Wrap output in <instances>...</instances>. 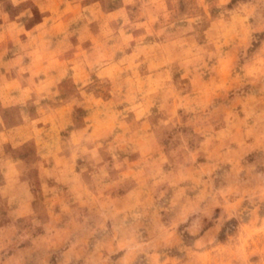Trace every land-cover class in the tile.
Returning a JSON list of instances; mask_svg holds the SVG:
<instances>
[{"label":"rangeland","instance_id":"obj_1","mask_svg":"<svg viewBox=\"0 0 264 264\" xmlns=\"http://www.w3.org/2000/svg\"><path fill=\"white\" fill-rule=\"evenodd\" d=\"M0 264H264V0H0Z\"/></svg>","mask_w":264,"mask_h":264},{"label":"crops","instance_id":"obj_2","mask_svg":"<svg viewBox=\"0 0 264 264\" xmlns=\"http://www.w3.org/2000/svg\"><path fill=\"white\" fill-rule=\"evenodd\" d=\"M74 0H71V2H73Z\"/></svg>","mask_w":264,"mask_h":264}]
</instances>
